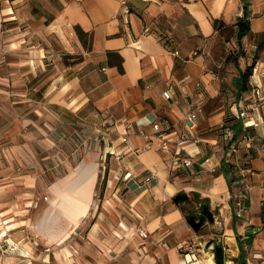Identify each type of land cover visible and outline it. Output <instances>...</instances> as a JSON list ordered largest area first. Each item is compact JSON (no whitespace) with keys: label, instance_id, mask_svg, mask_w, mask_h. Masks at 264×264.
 Masks as SVG:
<instances>
[{"label":"crops","instance_id":"0c3cea01","mask_svg":"<svg viewBox=\"0 0 264 264\" xmlns=\"http://www.w3.org/2000/svg\"><path fill=\"white\" fill-rule=\"evenodd\" d=\"M124 5L128 14H122ZM2 20L27 23L33 30L47 23L59 28L69 23L80 47L76 29L91 38L89 51L78 64L52 75L49 83L37 87L42 88L38 94L28 96L10 95L8 89L14 86L10 81L19 77L24 84V72L30 65H39L44 49L15 50L11 46L17 38L12 35H8L9 46L0 47L23 57V63L5 65L10 72L3 81L6 99L26 103L34 98L39 144L52 154L54 145H65L75 133L92 134L94 124L107 117L113 120L116 135L105 149L123 152L121 161L108 154L103 164L99 158L103 146L80 149L79 158L73 159L71 145H65L69 155L61 167L48 183L39 177L45 195L31 190L18 197L9 195L14 202L7 210L18 212L10 223L9 238L18 241L25 256L30 255L25 261L181 264L185 242L211 239L197 234L187 221L191 212H186L183 203L174 202V196L183 191L200 198L197 205L208 203L216 219L211 226L223 236L226 264H264L262 128L245 127L250 120L235 117L249 102L255 82L264 90V48L257 51L252 41L264 32L262 12L248 0H0ZM240 20L249 21L250 32L238 39ZM2 38L0 35V41ZM256 62V73L252 77L251 71L243 90L241 75ZM165 91L170 98L164 97ZM190 105L200 108L194 130L197 142L184 145L193 162L170 171L168 155L159 148L150 121L169 119L175 132L179 131L184 129L183 118ZM260 114L264 118V103ZM126 122L136 127L124 148L117 134L123 132ZM229 131L234 134L233 142L244 133L255 138L250 143L241 140L238 151L230 156L232 140L223 137ZM175 132L170 134L172 140ZM148 140L152 146L145 149ZM218 140L225 142L224 148H217ZM186 151L182 154L187 156ZM209 156L215 172L196 176V172H204L200 166ZM236 157L247 158L252 173L236 176L232 170ZM93 172L88 186L73 196L85 207L84 212L68 204L61 207L58 193H73ZM126 172L130 176L124 177ZM147 176L148 182L144 180ZM34 180L30 175L21 178L28 186ZM232 181L237 182L235 199L230 198ZM31 200L37 201L34 210L28 209ZM241 200L242 207L238 205ZM139 228L145 229L147 237L139 234ZM0 254V264H10L6 252Z\"/></svg>","mask_w":264,"mask_h":264},{"label":"rangeland","instance_id":"374dc122","mask_svg":"<svg viewBox=\"0 0 264 264\" xmlns=\"http://www.w3.org/2000/svg\"><path fill=\"white\" fill-rule=\"evenodd\" d=\"M248 1L251 7H255L264 14V0ZM0 35L3 37L0 41L1 48L5 45L9 46L8 35H12L17 38L14 40L15 43L11 46L14 47L15 50L21 49L22 51H26L39 47L43 48L45 51L44 55L40 57L42 61L39 62V65L35 63L33 68L30 65V69L24 72L27 74L24 84L19 83L20 81H23L19 77L10 81L14 86L11 90L8 89V91L9 94L13 96L38 94L40 90H42V88H37L39 85H42L44 82L49 83L52 75L57 72H62L61 70H64L69 66H75L84 58L89 51L91 39L87 34L84 35L82 39L77 35L82 44L80 47L75 38H72L74 34L69 23H64L62 28L47 23L46 25H43L42 28L33 30L29 28L27 23L6 24L3 20L0 21ZM252 41L255 42L257 51H259L261 49L259 47L261 34L252 38ZM21 58L23 57L22 55H19V53H5L0 49V252H6V255L10 257V264H34L25 261V259L30 258V255L26 254L25 256V251L20 248L18 241H14V245L10 246L9 244L10 242L8 238L11 237V231H8L5 227L8 226L10 229V223H12L15 218L14 213H18L16 210L13 212L7 210L10 209L9 205L11 202H14L9 200V195L15 194L14 197H18L17 194L22 193V195H26V192L29 190L36 192L37 195H45L46 193H44L39 177H42L45 182L48 183L50 175L55 173V171L61 167L57 166L55 163L56 156L58 154L63 155L65 160L69 155V151L65 145H71L72 153L75 147V141L73 140L72 142L73 136H70L72 138L69 142L66 139L64 142L65 145H62L61 143L58 144L59 147L54 145L55 151L52 154H49L45 148L39 144V138H37L35 134L36 124L40 121L35 118L37 110H35L36 103L34 98L33 100H27L26 103H20V101L17 100L9 101L6 99L7 88L3 81L9 79L10 72L5 69V65L10 62L23 63L24 61H22L23 59ZM227 123L228 122H226V126L232 128L231 124ZM223 142L218 140L217 148H219V146L224 148L225 142ZM91 149H95V147ZM80 152L81 151L79 150V152L74 155L75 157H71H73V159H78ZM231 159V157H228L227 163H230ZM203 171L204 172H196L195 175L215 172L209 170ZM28 175L35 177L34 182H32L30 186L21 182V178ZM234 181L231 183L232 187L230 190V198L232 199H235L236 193L238 192V188L236 187L237 182L235 183ZM43 198L45 199V196ZM199 200L200 198L197 196L188 194V200L180 203L184 204V209L188 212L197 207ZM36 202L37 201L31 200L32 208L30 207L28 209L34 210ZM10 211L12 215L9 217L8 213ZM25 214L28 215V212L26 211ZM215 220L214 216V222ZM211 224L212 223H206L196 233L210 236V238L222 239L223 236L221 233L216 232ZM4 231H7L6 236L2 235ZM206 238L207 237H205V240H207ZM36 246L40 249L38 243H36ZM42 250L45 251V248ZM200 255L202 256L201 252ZM200 259L201 257H199V260ZM230 264H236V262H230Z\"/></svg>","mask_w":264,"mask_h":264},{"label":"built area","instance_id":"2783aa9c","mask_svg":"<svg viewBox=\"0 0 264 264\" xmlns=\"http://www.w3.org/2000/svg\"><path fill=\"white\" fill-rule=\"evenodd\" d=\"M129 10L126 5L123 6L122 14H128ZM148 28H145V31H147ZM198 50H196L194 53H197ZM256 64L252 67V74L253 77L256 73ZM198 89L200 88L199 83H197ZM198 93H202L201 91H198ZM164 97L170 98V95L167 91L163 93ZM247 100L248 103L242 105L240 109L237 111L235 117L237 119H240L242 121L249 119V123L246 126H249L253 129L262 128L261 132V141L264 145V118L260 114V109L264 103V90L263 85L260 82H255L253 84V87L251 89L250 95L248 96ZM200 111V108L198 105L192 106L190 105L187 113L185 114L183 118V125L184 129H181L179 131L175 132V129L173 128V125L169 119H155L153 121H150V125L153 129L154 137L158 140L159 148L168 155V168L170 171H176L179 167H189L193 159L191 156L188 155L187 151L184 149V145L187 142L195 141L197 142V138L195 137L194 130L196 128V123L198 119V113ZM92 128L95 129L92 134H81V133H75L73 136V140L75 141V147L72 151V155H76L80 149L83 150H89L93 147H98V149L103 146L104 149H102V152L99 154V158L102 161L103 164L107 161L108 154L113 155L115 160L121 161L122 159V151H107L105 148L112 145V140L114 139L116 133L114 131V122L111 120V118H104L102 121H97L96 124H94ZM135 123L133 122H126L123 132H119L117 134L120 143L124 144L125 146L129 143L130 135L135 133ZM243 128V132L247 131V128ZM141 134H144L142 129H139ZM175 132V139H171L170 134ZM225 135L223 136L224 139L232 140L233 139V132H225ZM254 135L252 134H246L244 133L241 138L237 137L235 141L229 145V152L230 156L232 154H235L238 151L239 143L241 140H244L245 142H252L254 140ZM152 146V143L150 140H148L144 144L145 149H150ZM186 151L187 156L182 154V151ZM247 159V158H246ZM245 158L236 157L233 162L232 170L234 174L238 177H244L245 174L252 173V169L247 165V161ZM64 162V156L58 154L55 159V163L57 166H60ZM201 171L203 170H209L213 171L215 170L214 166L211 163L210 156L206 157L203 162L201 163ZM130 176L129 172H126L124 177ZM146 182L150 180V177L147 176L144 179ZM238 205L240 207L243 206V201H239ZM139 234L142 237H147V232L143 228H139L138 230ZM186 245V249L183 252V258L181 264H193L198 260V251L196 249V241L191 240L184 243ZM183 247V246H182Z\"/></svg>","mask_w":264,"mask_h":264},{"label":"water","instance_id":"95a60500","mask_svg":"<svg viewBox=\"0 0 264 264\" xmlns=\"http://www.w3.org/2000/svg\"><path fill=\"white\" fill-rule=\"evenodd\" d=\"M187 198L188 195L185 192L181 191L174 196L173 200L175 203H180L182 201H185ZM199 206H202L203 210L199 215L198 219H196L193 213L187 214V221L189 222L190 226L194 231L200 230L206 223L214 222V215L210 210L208 203L203 201L199 203ZM196 249L197 251L200 252L201 251L212 252L213 259L216 262V264L226 263L223 252V246L220 238H211L208 240H205L204 238H198L196 239Z\"/></svg>","mask_w":264,"mask_h":264},{"label":"bare ground","instance_id":"6f19581e","mask_svg":"<svg viewBox=\"0 0 264 264\" xmlns=\"http://www.w3.org/2000/svg\"><path fill=\"white\" fill-rule=\"evenodd\" d=\"M83 171V170H82ZM94 177V172L91 173L90 175L87 176V180L85 182H81L78 187L75 188L73 193H66L65 191L61 190L58 195L61 196V199L59 201V205L63 208L68 204L70 207L75 208L76 210L79 211V213H83L85 210V207H83L82 204H80L79 201H77L73 196H76L78 193L81 191L83 192L84 188L88 186V183L90 180ZM8 231H10L9 227H5ZM3 236L7 235V231H4ZM9 242L11 243L10 245H14V240L12 238H8ZM202 256L200 261H196L193 264H216V262L213 259V255L211 252H206V251H201Z\"/></svg>","mask_w":264,"mask_h":264},{"label":"trees","instance_id":"16d2710c","mask_svg":"<svg viewBox=\"0 0 264 264\" xmlns=\"http://www.w3.org/2000/svg\"><path fill=\"white\" fill-rule=\"evenodd\" d=\"M244 9H245V11H247V5L246 4L244 5ZM249 32H250L249 21L248 20H244V21L240 20L238 23V32H237L238 39H241L244 35L248 34ZM76 33L80 39L83 38L84 34L79 29H76ZM259 47L261 49L264 48V32L261 33V42L259 44ZM111 56H112V53L111 52L108 53V57H111ZM249 67L246 68L245 72L241 75L242 81H243V83H245V85L242 88L243 90L247 89L246 83L248 82L249 75L251 74V71H252L251 66H249ZM118 68H120V70H121V67L119 64H118Z\"/></svg>","mask_w":264,"mask_h":264},{"label":"flooded vegetation","instance_id":"af4514ba","mask_svg":"<svg viewBox=\"0 0 264 264\" xmlns=\"http://www.w3.org/2000/svg\"><path fill=\"white\" fill-rule=\"evenodd\" d=\"M203 210L202 206L197 205V207L193 208L190 210L191 213H193L196 217V219H198L199 215L201 214ZM215 242V241H214ZM214 245V244H213Z\"/></svg>","mask_w":264,"mask_h":264}]
</instances>
